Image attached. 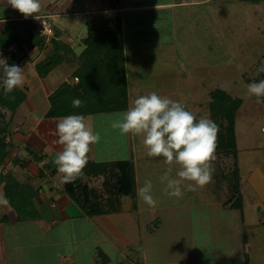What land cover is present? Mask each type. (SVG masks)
<instances>
[{
	"label": "rangeland",
	"instance_id": "rangeland-1",
	"mask_svg": "<svg viewBox=\"0 0 264 264\" xmlns=\"http://www.w3.org/2000/svg\"><path fill=\"white\" fill-rule=\"evenodd\" d=\"M137 1L126 0L125 3L133 8L123 13L130 107L137 97L156 92L161 97L181 102L197 117L212 120L211 94L215 88L221 87L243 99L236 117L239 144L248 147L264 144V99L262 97L261 102L257 103L256 97L247 91L249 83L264 79V73L257 74V69L264 63V0H206V3L202 2V7L196 10V13L202 14L199 22L194 19L196 15L191 13L192 8H187L183 4L168 8L134 9L137 5L154 3V0H139L141 4ZM3 12L0 9V13ZM102 24L98 29L103 38L114 34L107 24ZM12 48L11 50H17L16 47ZM19 55L22 60L27 56V51H20ZM9 58L2 55L0 48V88L3 63L5 60L8 64ZM52 71L50 74L52 78L57 76L59 79L64 74L69 79L72 75L66 61ZM44 99L42 96L40 101ZM47 100L50 105L49 96ZM48 101L43 104L46 105ZM42 108L43 105H39L33 111L28 101L23 102L13 115L11 126L14 132L19 133L24 130L23 128L27 130L31 127L30 123L41 116L39 109ZM122 112L124 111L101 112L85 117L86 124L99 135V140L90 146L91 158L132 159L136 169L137 190L143 186L145 179H151L152 194L157 205L155 208L148 206L136 194L137 210L134 208V197L124 195L121 210L109 213L112 216L110 219L117 222L123 231L124 229L127 231L125 235L132 239L130 242L138 243L140 246L132 244L131 247L134 249L129 247L130 257H135L133 253L135 250L136 257L142 260L143 253L149 251L150 247V250L155 251L157 258L178 261L186 259L196 243L197 227H194L193 217L195 218L198 213L194 210L196 208L202 210L200 207H203L197 204L208 199H220L225 205L224 202L229 197L226 180L223 181L219 194H217L219 189L214 191L212 187L217 182L216 173L222 174L234 168L233 154L226 153L225 150H216L212 181L203 187H197L195 191L187 190L186 185L190 182L184 181L181 185L183 196L170 197L164 192L166 182L162 183L161 177L171 167V177L178 178L176 172L180 166L175 162L172 165L166 164L163 157H149L142 136L122 135L118 129H114L112 123ZM0 115L5 120L12 112L0 106ZM13 140L9 160L24 154L20 147L21 142L15 138ZM29 160L25 157L27 163ZM12 172L16 173L21 182L20 177L24 176L21 169ZM103 178L85 176V179L96 187H102ZM6 199L10 203L7 196ZM22 202L26 209L23 212L13 206L20 220L10 221L6 231L4 229L6 223L0 224V257H3L7 264H19L21 263L19 260L24 262L21 264H37L38 261L35 260L37 238L40 228L45 227L48 221L36 219V211L29 200ZM130 203L134 209L132 211L127 210ZM4 209V205L0 203V215L4 213ZM204 221L208 222L209 219ZM203 227L208 237L214 236L212 229ZM218 239L223 241L225 237L219 234ZM98 244L108 252L106 238L99 236L98 233L88 238V245L92 249ZM80 248L81 252L78 250L77 253L82 255V259L85 261L90 258L86 245ZM99 252L95 251L94 255L102 259ZM110 254L113 255L111 250Z\"/></svg>",
	"mask_w": 264,
	"mask_h": 264
},
{
	"label": "crops",
	"instance_id": "crops-1",
	"mask_svg": "<svg viewBox=\"0 0 264 264\" xmlns=\"http://www.w3.org/2000/svg\"><path fill=\"white\" fill-rule=\"evenodd\" d=\"M204 1L206 3V0H154V3L137 5L134 9L138 7L168 8L183 4L187 8H192L191 13L196 15L194 19L199 22L202 14L196 13V10L202 7ZM125 2L126 0H40L41 8L38 15L48 19L54 27V35L49 38L43 36L46 43L42 48H26L27 56L19 61L18 66L25 69L22 88L26 89L27 96L24 102L28 101L33 109L38 108L39 105H43V108L39 109L41 116L32 121L30 123L32 126L27 130L23 128L22 132L15 133L11 126L13 129L9 134V138L12 139H10L9 152L13 148L15 138L21 142L20 147L24 154H19L15 159L7 158L12 162L6 161L4 170L21 169L24 174L20 177L21 182L32 185L36 190L33 196L36 219H42L45 222L48 220L45 227H39L42 231H39L38 243L37 246L35 245V248H38L35 258L38 261L37 264H207L208 262L264 264V144L252 147L242 146L237 136L238 161L242 176L241 190L244 198L243 208L226 206L220 199L199 202L197 205H202L203 207H200L202 210L196 208L194 212L197 211L198 216L193 217L194 227H197L196 243L189 257L179 261L157 258L155 251L150 250V247L149 251L145 252L139 249L144 252L142 260L136 257L135 250L133 252L135 257H130L132 244L137 245L138 243L129 241L132 239H128L125 235L127 231L125 229L123 231L117 222L112 221L109 213L88 215L66 191L61 174L57 172L54 164L56 153L62 150V146L55 142L58 139L55 135V128L58 120L64 116L45 117L50 107L47 98L62 83L78 80L74 72L82 64L80 54L85 48L84 39L91 28H100L102 23L108 26L109 20L120 17L124 36L123 13L133 8ZM137 2L141 4L139 0ZM0 9L4 11L3 14L0 13V33L6 22L12 19L31 20L35 27L37 26L38 20L34 16L25 19L18 10L13 9L7 3V0H0ZM12 47L15 49L14 46ZM54 52L62 56L60 63L68 62L70 74H72L69 79L64 74L59 79L57 76L53 78L50 76L52 70L60 63L46 75H40L38 72L36 64ZM42 96L45 99L41 102ZM45 101H48L46 105L43 104ZM90 151L88 160L92 159ZM25 157L30 159L29 163L25 161ZM16 179L20 181L17 175ZM0 196L6 199L4 184L0 185ZM2 205L5 209L0 215V224L6 223L4 228L6 231L10 221L20 219L10 203H2ZM127 210H134L132 203ZM205 219L209 221H204ZM203 226L212 229L214 236L208 237ZM242 230L243 233H241ZM96 233L107 239L108 252L102 249L101 244L96 245L94 249L88 245V238ZM219 234L225 237L223 241L217 240ZM83 245H86L87 252L90 253V258L85 261L82 255L77 253ZM110 250L113 252L112 256ZM95 251H100L99 255L102 259L94 255ZM247 251L249 253L248 263L246 262ZM1 261L2 264H7L3 257H0V264ZM18 262L24 263L21 260Z\"/></svg>",
	"mask_w": 264,
	"mask_h": 264
},
{
	"label": "trees",
	"instance_id": "trees-1",
	"mask_svg": "<svg viewBox=\"0 0 264 264\" xmlns=\"http://www.w3.org/2000/svg\"><path fill=\"white\" fill-rule=\"evenodd\" d=\"M108 27L114 32L108 38L102 37L100 29H90L88 36L84 39L85 48L80 54L82 64L74 72V76L78 77V80L62 83L49 95L51 104L45 113V117L86 116L101 112L126 111L130 107L129 77L120 17L109 20ZM45 43V37L41 35L31 20H8L0 33V48L2 55L10 57L8 59L9 66H18L21 60L20 51H26V48H42ZM12 45H15L16 51L11 50ZM62 59L58 52H54L39 61L36 68L40 75H46ZM26 96V89L22 87L5 95L1 85L0 106L11 110L12 115L5 120L0 115V185L4 184L8 200L20 212L26 210L22 201L29 200L33 203L36 190L32 185L25 182L22 184L18 181L11 170L5 171L4 169L11 143L9 134L13 115L24 102ZM211 96L212 120L219 126L216 150H225L226 153L233 154L234 157V168L222 174L216 173L215 181L217 182L212 188L214 191L219 189L217 193L219 194L221 187H223V181L226 180L230 194L224 202L225 205L242 209L244 198L241 190L242 176L238 161L236 117L243 99L230 94L221 87L215 88ZM74 99L82 100L83 104L78 108L73 107L72 101ZM185 108L191 111L188 107L185 106ZM85 176H103L102 187L90 184ZM64 186L88 215L120 211L124 195L134 197V208H138L136 169L132 159L107 161L90 159L83 169V174L72 183H64ZM246 262H249L248 251L246 252Z\"/></svg>",
	"mask_w": 264,
	"mask_h": 264
},
{
	"label": "clouds",
	"instance_id": "clouds-1",
	"mask_svg": "<svg viewBox=\"0 0 264 264\" xmlns=\"http://www.w3.org/2000/svg\"><path fill=\"white\" fill-rule=\"evenodd\" d=\"M7 3L25 19L32 16L41 19L38 15L40 0H7ZM24 73V68L9 66L4 60L2 87L5 95L23 86ZM259 73H264V63L257 69ZM247 91L260 103L264 97V79L249 83ZM72 104L78 108L83 101L74 99ZM118 116L112 123L114 129H118L122 135L142 136L149 157H163L166 164L175 162L180 166L176 172L178 178L171 177V167L161 177V182H166V195L181 198L184 181L190 182L186 185L190 191L212 181L219 132V126L213 120L207 117L197 119L181 102L161 97L156 92L137 97L131 107ZM55 135L58 137L55 142L62 146V150L55 155L56 170L61 174L63 183H72L83 174L90 146L99 140V135L86 124L82 115L61 117L56 124ZM152 190L151 179H145L137 195L148 206L155 208L157 201ZM0 203L7 204L8 201L0 196Z\"/></svg>",
	"mask_w": 264,
	"mask_h": 264
},
{
	"label": "built area",
	"instance_id": "built-area-1",
	"mask_svg": "<svg viewBox=\"0 0 264 264\" xmlns=\"http://www.w3.org/2000/svg\"><path fill=\"white\" fill-rule=\"evenodd\" d=\"M37 28L41 35L49 38L54 35V27L49 23L46 17H41L37 22Z\"/></svg>",
	"mask_w": 264,
	"mask_h": 264
}]
</instances>
